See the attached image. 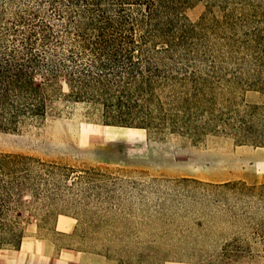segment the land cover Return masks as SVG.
Here are the masks:
<instances>
[{
    "label": "trees",
    "instance_id": "16d2710c",
    "mask_svg": "<svg viewBox=\"0 0 264 264\" xmlns=\"http://www.w3.org/2000/svg\"><path fill=\"white\" fill-rule=\"evenodd\" d=\"M195 1L0 0V125L43 119L53 103L72 102L89 106L105 126L195 141L225 134L238 145L264 147L257 129L211 108V80L224 69L201 41L225 19L188 22L184 10ZM117 180L92 167L0 152V248H18L25 224L40 227L60 214L78 220L61 205L86 211L88 198L114 193ZM182 180L204 190L209 211L231 229L216 259L250 253V236L264 255V183Z\"/></svg>",
    "mask_w": 264,
    "mask_h": 264
},
{
    "label": "rangeland",
    "instance_id": "374dc122",
    "mask_svg": "<svg viewBox=\"0 0 264 264\" xmlns=\"http://www.w3.org/2000/svg\"><path fill=\"white\" fill-rule=\"evenodd\" d=\"M184 14L190 23L225 19L201 41L224 69L211 80V108L264 137V0H196ZM91 110L55 102L43 119L0 125V152L100 169L118 176L119 187L89 197L86 211L61 205L78 217L69 218L71 232L61 218L25 224L18 248H0V264H264L255 236L250 253L216 259L231 229L209 211L205 191L182 180L264 183V147L238 145L225 134L195 141L167 130L105 126Z\"/></svg>",
    "mask_w": 264,
    "mask_h": 264
},
{
    "label": "crops",
    "instance_id": "0c3cea01",
    "mask_svg": "<svg viewBox=\"0 0 264 264\" xmlns=\"http://www.w3.org/2000/svg\"><path fill=\"white\" fill-rule=\"evenodd\" d=\"M62 219V222H65L66 228L63 229L65 232H71L74 228V224L70 221L69 218H71L69 215H58L55 219L56 222H58L59 219Z\"/></svg>",
    "mask_w": 264,
    "mask_h": 264
}]
</instances>
